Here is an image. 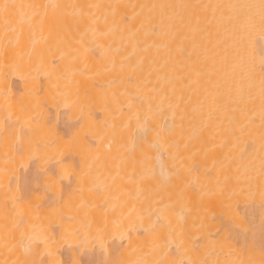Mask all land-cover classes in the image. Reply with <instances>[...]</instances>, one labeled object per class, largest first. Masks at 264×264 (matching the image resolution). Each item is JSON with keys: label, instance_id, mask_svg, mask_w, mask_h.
I'll return each instance as SVG.
<instances>
[{"label": "bare ground", "instance_id": "6f19581e", "mask_svg": "<svg viewBox=\"0 0 264 264\" xmlns=\"http://www.w3.org/2000/svg\"><path fill=\"white\" fill-rule=\"evenodd\" d=\"M0 264H264V0H0Z\"/></svg>", "mask_w": 264, "mask_h": 264}]
</instances>
